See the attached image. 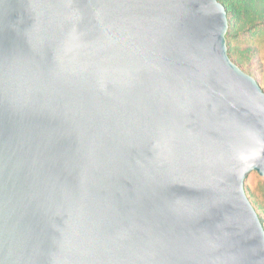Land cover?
<instances>
[{"label":"water","instance_id":"water-1","mask_svg":"<svg viewBox=\"0 0 264 264\" xmlns=\"http://www.w3.org/2000/svg\"><path fill=\"white\" fill-rule=\"evenodd\" d=\"M220 0H0V264H264V90Z\"/></svg>","mask_w":264,"mask_h":264},{"label":"rangeland","instance_id":"rangeland-1","mask_svg":"<svg viewBox=\"0 0 264 264\" xmlns=\"http://www.w3.org/2000/svg\"><path fill=\"white\" fill-rule=\"evenodd\" d=\"M249 47L251 50H248ZM231 50L234 58L240 61V67L255 77L264 90V30L256 36H239L232 39ZM245 186L264 213V177L252 172L248 175Z\"/></svg>","mask_w":264,"mask_h":264},{"label":"trees","instance_id":"trees-1","mask_svg":"<svg viewBox=\"0 0 264 264\" xmlns=\"http://www.w3.org/2000/svg\"><path fill=\"white\" fill-rule=\"evenodd\" d=\"M226 7L229 18L227 43L229 55L240 66V61L234 58L231 50V40L239 36H256L264 30V0H220ZM251 50V47L248 48ZM249 199L259 213L264 224V213L246 189Z\"/></svg>","mask_w":264,"mask_h":264}]
</instances>
